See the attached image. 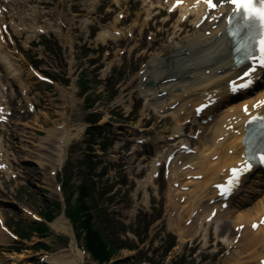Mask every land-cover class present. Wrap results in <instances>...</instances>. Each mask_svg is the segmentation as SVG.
I'll return each instance as SVG.
<instances>
[{
  "label": "rangeland",
  "instance_id": "rangeland-1",
  "mask_svg": "<svg viewBox=\"0 0 264 264\" xmlns=\"http://www.w3.org/2000/svg\"><path fill=\"white\" fill-rule=\"evenodd\" d=\"M114 1L98 0L93 7L87 0H8L7 12L0 15L12 23L11 43L7 37L0 42V55L11 61L13 75L6 83L14 96L10 124L0 126L3 157L13 173L0 172V195L16 204L12 209L1 203L0 211L5 225L26 238H13L5 226L0 264H46L42 257L66 254L74 245L82 264H221L226 256L212 230L205 248L198 238L180 239L169 221V185L163 174L154 185H141L151 158L171 143L162 140L168 141L173 120L154 107L142 116L139 70L160 62L154 72L170 74L176 48L192 34L193 22L178 26V15L162 9L152 18L143 0ZM86 16L91 25H82ZM38 25L44 34L35 31ZM111 26L122 36L104 44L98 33ZM22 27L28 29L18 30ZM29 67L51 82L27 78ZM0 72L6 76L1 61ZM27 100L35 106L33 113L24 111ZM99 117L110 124L90 128ZM116 121L124 126L118 129ZM67 192L74 193L72 222L64 214ZM57 218L69 230L53 229ZM88 218L91 228L113 245L105 261L86 250ZM175 253L179 257L170 261Z\"/></svg>",
  "mask_w": 264,
  "mask_h": 264
},
{
  "label": "bare ground",
  "instance_id": "bare-ground-1",
  "mask_svg": "<svg viewBox=\"0 0 264 264\" xmlns=\"http://www.w3.org/2000/svg\"><path fill=\"white\" fill-rule=\"evenodd\" d=\"M115 1L118 3L117 0ZM143 1L145 2L143 10L151 14L163 1L171 7L177 0ZM182 1L181 16L192 14L199 21L206 12L205 3L201 0ZM231 12V7L225 3L218 10L210 13L209 18L212 17V21L208 18L199 28H195L190 37H186L182 43L183 47L177 49L175 67L170 75L163 77L160 75V70L150 72V80L153 83L150 87L142 88L141 93L145 101L142 112H145L147 106L164 109V105L169 106L179 101L176 109L164 111L173 118V132L179 133L184 130L186 120L192 118L195 104L204 101L207 97L216 98L217 102L214 106L204 112L206 122L199 123L197 126L196 143L191 141L194 147H191L189 140L186 142L182 140L178 148L173 149L175 153L168 172L170 180L167 191L168 207L170 211L173 210L169 220L182 241L193 239L198 235L206 240L212 227L211 224L215 226L214 233L217 237L225 229V234L221 238L226 243L229 253L224 258L223 264H255L263 254L264 227L254 231L251 229V224L253 220L264 216V183L262 182L264 179L243 181L236 190L239 196L229 199L228 207L224 210L220 209L213 188L215 183L228 176V168L242 160L241 134L244 122L250 114L258 110H254L252 104L264 100L263 83L259 90L255 89L258 84L253 91L243 93L229 102H223L229 98L227 96L228 81L241 73V70H234L231 67V42L227 40L224 33L226 17H229ZM180 20L181 18L178 19ZM180 25L178 23V26ZM110 28L99 32L98 37L101 41L106 42L109 38L117 39L116 33H113L114 30ZM4 64L11 66L7 59L4 60ZM145 73L149 77L148 70ZM163 78L172 79V81L163 83ZM2 86L3 82L0 81V96L3 98ZM164 90L168 94L171 90L177 92L160 105L158 101L165 96L160 98L159 93ZM189 103L190 109L187 107ZM243 105L247 106L249 114L244 113ZM207 115L210 116L209 119ZM197 120H202V117ZM103 123L104 118L98 121L99 125ZM67 135L66 142L71 139L69 133ZM185 144H188L194 152H183L181 146ZM0 146L2 148L1 144ZM167 154L166 150H159L158 155L152 159L151 171L148 175L151 184L158 164L162 158L165 161L169 155ZM175 183L178 185L177 188L174 187ZM185 188H187L186 191L183 190ZM214 209H216L215 216L210 222L206 221ZM174 213L176 216L173 215ZM183 213L185 215H182ZM0 219L3 220L1 213ZM188 220L190 223L187 225ZM241 225L243 228L239 229ZM1 226L0 240H5L4 229ZM51 227L57 230H69L64 226L63 218L54 220ZM231 227L237 230L239 235L235 243ZM21 255L18 257H22ZM81 255L77 249L75 250L74 245L66 254L47 255L43 257V260L51 264H82ZM26 264L32 263L27 262Z\"/></svg>",
  "mask_w": 264,
  "mask_h": 264
},
{
  "label": "snow or ice",
  "instance_id": "snow-or-ice-1",
  "mask_svg": "<svg viewBox=\"0 0 264 264\" xmlns=\"http://www.w3.org/2000/svg\"><path fill=\"white\" fill-rule=\"evenodd\" d=\"M204 2L210 9L217 7L220 3L234 5L232 15L229 16V25L232 26L235 23L237 29L232 34L242 36L239 44L240 50L248 59L264 65V0H204ZM233 17H238V21H234ZM249 41L253 43L258 41V56L252 51L253 44L249 43ZM245 86L246 84H233V89ZM259 103H264V101H260ZM260 159L264 161V150L260 152ZM237 171L233 169V172Z\"/></svg>",
  "mask_w": 264,
  "mask_h": 264
},
{
  "label": "trees",
  "instance_id": "trees-1",
  "mask_svg": "<svg viewBox=\"0 0 264 264\" xmlns=\"http://www.w3.org/2000/svg\"><path fill=\"white\" fill-rule=\"evenodd\" d=\"M89 189L91 190V188H89ZM70 197H71V195H67L65 197L66 206H68V207L70 205ZM89 221H90V218H88L87 225H85L86 226L85 227V229H86V233H85L86 240H85V242H86L87 248L91 252L92 256L95 259H97L99 261H105L106 259H108L112 255L113 245L107 244L105 242V240L102 239L96 233V231L93 228H91ZM85 222H84V224H85ZM22 238H24V237H22ZM120 248H121V246H120Z\"/></svg>",
  "mask_w": 264,
  "mask_h": 264
}]
</instances>
